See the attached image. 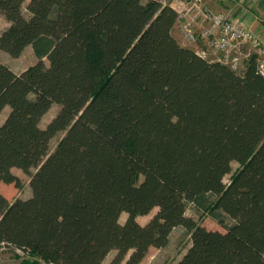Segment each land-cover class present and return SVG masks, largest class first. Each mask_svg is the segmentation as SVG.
<instances>
[{"label": "trees", "instance_id": "1", "mask_svg": "<svg viewBox=\"0 0 264 264\" xmlns=\"http://www.w3.org/2000/svg\"><path fill=\"white\" fill-rule=\"evenodd\" d=\"M26 2L0 0V51L18 59L31 46L37 58L20 74L0 63V250L45 264H103L113 251L122 264L132 252L124 264H140L183 227L191 247L178 264H264L256 60L237 73L182 47L177 14L156 0H30L29 17ZM14 169L31 177L28 200L13 198ZM189 205L224 232L187 217Z\"/></svg>", "mask_w": 264, "mask_h": 264}, {"label": "built area", "instance_id": "2", "mask_svg": "<svg viewBox=\"0 0 264 264\" xmlns=\"http://www.w3.org/2000/svg\"><path fill=\"white\" fill-rule=\"evenodd\" d=\"M177 14L180 27L190 46L210 62H219L242 73L251 59L264 78V40L252 27L235 20L229 11L215 12L208 0H156ZM235 4L238 0H220Z\"/></svg>", "mask_w": 264, "mask_h": 264}, {"label": "rangeland", "instance_id": "3", "mask_svg": "<svg viewBox=\"0 0 264 264\" xmlns=\"http://www.w3.org/2000/svg\"><path fill=\"white\" fill-rule=\"evenodd\" d=\"M30 0L26 2L23 13L25 17H29V13L26 10ZM147 1V0H145ZM8 28V23L3 16H0V33ZM37 58L33 52L32 47L25 49L23 54L18 58L14 59L4 52L0 51V63L9 67L14 73L20 74L30 66L36 64ZM48 64V61L45 60ZM236 72V71H235ZM238 73V72H237ZM241 73V72H240ZM59 107L54 105L48 114L41 121V128L45 129L53 118L57 115ZM10 110L6 109L0 116V126L4 123ZM63 134L56 136L50 145V153H52L57 147L59 141L62 139ZM241 169V166L234 162L232 163V172L224 179V184L228 186L231 182L232 177ZM13 173L21 180V187L15 191L14 199L28 200L32 196V190L30 188L31 177L24 174L22 171L14 169ZM32 174L36 173V170L31 171ZM215 200V198H213ZM158 210L155 209L150 215L146 217H140L138 222L141 225H146L156 214ZM186 216L193 219L196 223L202 224L209 230H215L224 232V229L212 220L207 212L197 210L193 205H189L187 208ZM127 220V215L123 214L120 218V223L124 224ZM226 225L229 226L233 222L230 219H226ZM191 247V234L183 227L175 229L169 237V241L166 247L157 248L151 246L148 251L143 255L140 264H178L183 257L187 254ZM118 252L113 251L109 254L103 264H111L116 258ZM132 252L125 256L124 264ZM0 264H45L34 257L28 256L23 252L14 248H2L0 250Z\"/></svg>", "mask_w": 264, "mask_h": 264}, {"label": "crops", "instance_id": "4", "mask_svg": "<svg viewBox=\"0 0 264 264\" xmlns=\"http://www.w3.org/2000/svg\"><path fill=\"white\" fill-rule=\"evenodd\" d=\"M208 5L215 12L229 11L235 20L252 27L264 40V0H238L235 4L224 3L220 0H208ZM172 34L182 47L195 52L201 47V45L190 46L187 43L179 22L174 26Z\"/></svg>", "mask_w": 264, "mask_h": 264}]
</instances>
